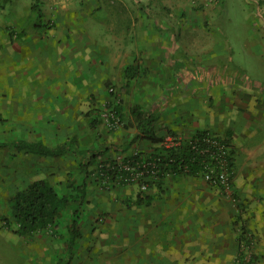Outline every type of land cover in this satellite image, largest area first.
I'll use <instances>...</instances> for the list:
<instances>
[{"label": "rangeland", "instance_id": "1", "mask_svg": "<svg viewBox=\"0 0 264 264\" xmlns=\"http://www.w3.org/2000/svg\"><path fill=\"white\" fill-rule=\"evenodd\" d=\"M43 16L53 22L62 20L49 26L54 27L57 38L67 36L66 41L70 39L76 44L82 39L87 44L88 52L82 57L78 53L73 61L83 64L82 79L101 83L104 89L103 99L94 108L96 117L90 122V127L96 129L94 133L84 120L78 124L83 130L72 131L58 115L57 124L61 126L54 131L50 121L35 120L38 114L32 112L31 106L27 113H22L20 94L33 74L34 61L16 51V39L22 31L16 27L5 30L2 25L8 18L20 19L33 30L34 19L38 23ZM133 18L145 25L137 30H148L145 35L150 46L154 43L164 48L166 59L161 60L162 68L151 71L139 55L136 61L140 65L126 63L125 57L120 59V65L114 64L111 52L130 46ZM2 33L8 34L10 41L2 40ZM54 53L53 48L51 65L56 70L51 74L57 73L58 79L64 80L59 75L61 60ZM171 61H177L173 69L164 66ZM74 64L71 73L75 81L80 74ZM129 65L139 67L138 76L144 69L147 72L132 78L126 70ZM23 67L30 69L28 80L22 75ZM147 77L155 83L144 90L145 98L153 102L143 108L164 110L162 104L166 101L180 100L182 112L188 106L206 125L209 119L218 123L220 129H208L227 146L228 153L234 148L236 165L230 192L206 180L204 173L197 177L204 179L202 185L208 193L227 198L229 204L223 214L228 216L229 212L232 218L227 222L231 226L220 229L227 238L230 234L232 244L217 247L215 254L221 255V264H234L242 256L257 264L252 228H264V224L259 225L260 208L255 210L256 217L250 211L251 203L245 202L246 196H252L250 189L260 194L257 199H264V5L257 0H15L14 4L0 7V264H60L61 258L67 264L150 263L152 258L146 253L151 250L145 251L143 242L136 241L133 233L130 196L118 197L123 193L122 187H102L96 177L97 160L90 159L100 152L104 154L99 156L100 160L123 154L126 149L120 150L123 146H119L123 133L132 144V132H117L128 121L122 120L120 126L112 127L103 114L111 112L113 106L108 103L113 97L122 112L131 113L140 100L137 101L139 93L135 88H140L139 83ZM30 81L38 87L44 80L35 77ZM110 129H117L112 135L114 141L102 142L101 133L105 136L104 132L109 133ZM18 138L42 140L50 147L67 149L58 157L25 154L11 144ZM141 138L139 135L140 141ZM243 178L260 180V191L258 185L249 184L239 190L234 181ZM38 179L47 180L61 194L70 196L71 208L63 212L56 226L21 234L13 215V196ZM80 184H84L83 191L74 188ZM126 191L124 194H129ZM77 207L80 237L69 249L66 238L75 215L73 209ZM144 218L140 219L142 225Z\"/></svg>", "mask_w": 264, "mask_h": 264}, {"label": "crops", "instance_id": "2", "mask_svg": "<svg viewBox=\"0 0 264 264\" xmlns=\"http://www.w3.org/2000/svg\"><path fill=\"white\" fill-rule=\"evenodd\" d=\"M14 3L15 0H11L5 6H2V8ZM260 5L263 6L264 1ZM51 16L56 17L54 15ZM52 20L50 17L45 20L43 16L37 23L35 22L36 19H34L33 30L28 26L26 27L25 21L21 22L20 19L11 20L8 18L4 21V25H2L5 27V30H12V27H16L15 29L22 31L16 39V51L23 58L26 57V59L34 61L32 68L30 67L33 72L30 79V72H28L30 69L27 70L26 67L22 68V75L24 78L26 76L27 80L29 79V82H26L22 86L23 90H21L20 94V98L23 99L20 100V104L23 106L22 113L25 114L31 107L32 109L34 108L32 112L38 114V119L35 118V120L50 121V126L53 124L52 127L55 128L53 129L54 131H57V128L61 126L57 124L58 115L65 122V126L68 125V128L72 129V131L83 130L78 124L79 121L84 120L88 122L87 127L94 133L96 129L93 126L92 128L90 127V122L96 117L94 108L99 105V100L103 99L104 89L101 83L90 82L86 77L82 79L84 72L83 64L78 62L74 64L73 58L75 55L80 53L82 57L84 53L88 52L87 44H84L82 39H78L76 44H74L70 39L66 41L67 36L65 39L57 38L54 27L49 28V26L56 25L55 23H59L62 20H59V22H53ZM141 24L140 21H137V18H133L129 48L127 50L123 48L119 51V47H117L116 52L112 51L111 54L115 56L114 64L118 65H120V59L122 57L126 58V63L132 61L134 65H140L136 61V55H139L142 57L144 66L150 67V70L154 71L157 67L162 68L161 63L163 62L161 60L166 59V55L164 48H160L157 44L153 45L154 43H152V46H150V39L145 35L146 31H148L147 29L137 30V27L145 26ZM1 35L4 37L2 40L10 41L8 34L2 33ZM127 35L126 32L124 37ZM53 48L56 51V54L54 53L53 55L61 60L62 65L59 68V75H63L64 80L58 79L60 77H58L57 73L51 74L56 70L51 65V52ZM84 58H86L85 63L88 66V57H86V54ZM52 62L57 63V60H52ZM73 64L75 71L80 74V77L76 76L75 81L72 76L74 74L71 73ZM173 64H177V61L167 62L164 66H169L173 69ZM145 70L147 72V69H144L140 72L139 76L137 74L133 78L141 77ZM35 77H40L44 80L43 82L40 81L41 83L38 87H35V84L30 81L31 79H35ZM65 78L68 80H65ZM148 79L149 77L144 78L139 83L140 88H135L139 93L137 101L140 99L138 103L144 107L149 102H153V99L150 101L145 98L147 96H145L146 93L144 90H149L152 83H155L152 80L149 82ZM31 83L33 84L32 86ZM225 88H227V84ZM250 91L252 93L253 90ZM245 93L247 95L251 94ZM252 95L256 94L252 93ZM113 98L112 102H117L115 97ZM179 103L180 100L174 99L170 103L168 101L163 104L161 103L163 108L165 107L164 110L146 109L147 113L152 112L156 117L153 122V131L157 136L164 137L166 134L171 133L180 134L187 139L192 137L200 129H208L211 126L214 129H220L217 125L218 123L210 119L206 125V122L202 118L193 114L194 111L191 107H185L188 111L182 112ZM123 113V120L125 122L128 121L127 125L125 123L123 125L128 129L123 130L125 127H122L120 120L118 126H121L116 130L120 133L123 131L127 133L132 132L134 137L132 138V144H129L127 142L129 136L125 137V134H122V138L119 141L121 144L117 143L119 146H123L120 150L126 149L122 153H130L133 150L140 151L145 156V153H151L156 144L144 138H141V141L138 137L135 138L141 130L140 125L136 122L132 110L131 113ZM178 114L182 115L179 116ZM131 121L133 123L132 125ZM116 130L110 129L109 133L104 132L105 136L101 133V141L104 143L114 141L115 138L112 135H114ZM106 135L108 136L106 137ZM139 146H143V149ZM142 151L145 152L143 153ZM184 174L167 175L160 179V185L157 182H151L148 190L145 192H141L134 183L131 185H117L114 188L122 187L121 190L123 193L118 194V197L130 196L132 200L133 233L136 241L143 242L145 251L148 249L151 250L146 253L147 257L152 258L149 264H221V255L215 254L217 247L222 248V246L229 244L230 247L232 244L230 234L227 232L229 235L227 238L220 229L230 228L231 226L227 222L232 218L229 212L228 216L227 214H223L228 210L226 208V206H229L227 198L208 193L205 186L202 185V180L204 181L202 177ZM238 181L236 180L234 182L241 191L244 190L243 186L246 184L252 186L258 185V190L260 191L261 181L257 178H250L248 180L243 178ZM232 185L234 186V183ZM125 190H128L126 192H129V194H124ZM250 191L252 196H246L247 199L245 202L251 203L252 208L250 207V211L254 215H256L255 210L260 208L259 225L264 224V199L256 198L257 195L258 198L260 195L259 193L257 194L256 189H250ZM139 203L142 204L139 205ZM141 217H145L144 225L140 223ZM252 231L256 239L255 255L257 264H264V228H252ZM210 257H212L211 261L209 260Z\"/></svg>", "mask_w": 264, "mask_h": 264}, {"label": "trees", "instance_id": "3", "mask_svg": "<svg viewBox=\"0 0 264 264\" xmlns=\"http://www.w3.org/2000/svg\"><path fill=\"white\" fill-rule=\"evenodd\" d=\"M11 0H0V7L5 6ZM259 4H262L264 0H257ZM129 70L130 77H135L138 73L137 66L129 65L126 67ZM113 93V92H111ZM115 101L108 103V106H113L111 111H114L119 119L123 120V112L120 105L116 106ZM132 113L138 125H140L139 135L151 143L156 144L153 151L145 153L147 157L159 158L160 166L165 167L166 171L176 174H188L199 175L205 173L204 160H208L206 155H202L196 148H191L189 141L196 137L202 136L204 133L209 132V129H200L192 137L183 140L179 146L167 148L162 145L163 136H157L153 131V122L155 120L154 113L146 112V108H143L142 104L134 105ZM131 121V125H132ZM172 132V131H171ZM138 135V137H139ZM229 142V140H228ZM18 150L24 151L25 154H38L42 156H61L65 153L67 147L61 148L50 147L42 140L31 141L24 138H18L11 142ZM8 145L7 143L4 144ZM108 147L105 148V152ZM234 148L231 147L227 156V161L230 166V179L232 180L234 174V167L236 160L234 156ZM143 153L145 151H142ZM104 155L103 152L92 154L91 161H96L98 166L101 162H107L108 157L105 159H99V156ZM100 160V161H99ZM107 160V161H106ZM212 166V165H211ZM215 171H218V166H214ZM160 185V179L156 181ZM231 184L233 182L231 181ZM72 185V184H71ZM233 186V185H232ZM80 191L84 190V184H80L74 187ZM140 195V194H139ZM80 204V203H79ZM80 207V205L78 206ZM75 208L73 221L68 228V248L71 249L73 245H76L80 237V229L78 228V216L77 211L79 208ZM71 208V198L67 194H61L51 183L44 179H38L31 182L25 189L19 190L13 196V215L20 226V233H32L36 230H41L48 226H56L59 219L62 217L63 212L66 209ZM68 261L60 259V264H67Z\"/></svg>", "mask_w": 264, "mask_h": 264}, {"label": "built area", "instance_id": "4", "mask_svg": "<svg viewBox=\"0 0 264 264\" xmlns=\"http://www.w3.org/2000/svg\"><path fill=\"white\" fill-rule=\"evenodd\" d=\"M114 88L111 87L110 91ZM105 120L112 127L118 126L119 117L114 111L103 114ZM185 138L180 134L168 133L163 137L162 145L167 148L179 146ZM191 148H196L202 155H206L208 160H204L205 178L214 184H220L227 192L232 189L231 171L227 161L228 149L216 134L209 131L200 137L189 141ZM159 158H151L142 155L140 151H131L130 153L121 154L114 159L101 162L96 167V177L102 187L114 188L117 185L136 184L141 192L148 190L151 182L173 175L166 171L159 164ZM212 165V166H211ZM214 166H218L216 172ZM234 264H256L250 257H239Z\"/></svg>", "mask_w": 264, "mask_h": 264}]
</instances>
